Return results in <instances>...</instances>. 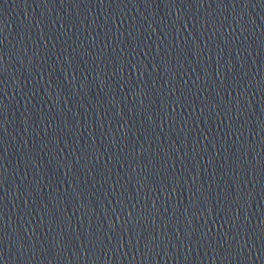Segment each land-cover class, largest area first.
<instances>
[{"label": "water", "instance_id": "95a60500", "mask_svg": "<svg viewBox=\"0 0 264 264\" xmlns=\"http://www.w3.org/2000/svg\"><path fill=\"white\" fill-rule=\"evenodd\" d=\"M0 264H264V0H0Z\"/></svg>", "mask_w": 264, "mask_h": 264}]
</instances>
